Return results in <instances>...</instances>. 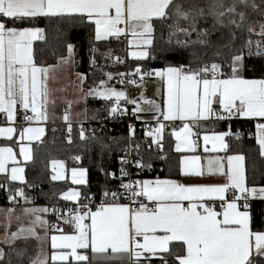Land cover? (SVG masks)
Segmentation results:
<instances>
[{
    "label": "snow or ice",
    "instance_id": "obj_1",
    "mask_svg": "<svg viewBox=\"0 0 264 264\" xmlns=\"http://www.w3.org/2000/svg\"><path fill=\"white\" fill-rule=\"evenodd\" d=\"M251 14L264 18V0H0V113H4L9 122H15L19 106L25 121L48 119L50 68L37 66L33 54V42L45 39V29L17 25H32L39 18L79 19L82 23L94 25V40L97 42L109 37L130 36L128 45L137 50L129 54L137 60L157 59L175 52L173 41L180 48L208 46L212 32L227 29L228 44L224 45L229 49L227 72L221 63L193 66L190 62L149 70L137 67L132 73L118 74L121 84L127 82L130 85H137L136 79L132 78L136 76L140 82L146 77L159 78L166 88L163 107L154 100H144L150 106L145 109L136 99H130L125 91L109 87L108 81L114 78L111 73L104 74L107 80H100L87 92L81 88V92L85 98L94 96L110 102L107 111L113 119L128 113L127 108H122L121 101L134 106L132 115L137 119L140 113L152 111L157 127L145 135L159 149L163 148L166 127L163 121H181L180 130L172 133L177 140V152L196 151L198 140L193 137L198 136V131L194 129H199L201 121L212 117L216 120H254L255 140L260 155L264 157V78L247 79L241 75L246 58L264 59V21H251ZM156 23L168 29L169 47L157 49ZM256 23H259V31ZM245 31L247 38L243 35ZM193 34L196 36L194 40L191 39ZM224 38L221 31L220 39ZM238 38L242 42L235 47ZM74 50V45L67 44L68 55L62 57L61 62L73 63ZM97 51L95 47L91 49L93 66L96 65ZM220 54L218 50L217 55ZM192 55L194 60L198 59L196 53ZM116 59L122 62L119 57ZM77 76L81 84L87 79L79 73ZM68 119L65 114L64 120ZM15 131L11 126L0 128V136L12 140ZM71 131L69 125L68 132ZM43 134L42 127L22 129L19 155L24 161L33 157L31 148L22 142L39 140ZM134 135V126L129 125V136ZM232 135L240 138L239 132L234 134L231 131L204 135V151H226L225 137ZM80 139H87L83 127ZM209 143L211 149L207 147ZM100 144L102 148L109 147L103 141ZM139 147L136 145L137 150ZM73 159L79 161L80 157ZM244 161L242 155H217L208 158L205 166L198 155L181 158L179 171L182 176L218 175L223 177L222 183L185 184L159 178L123 183V178L129 175L124 165L130 161L122 158L119 187L124 192L105 190L95 210L91 206L92 194L82 193L77 188L62 193L63 200L74 201L76 206L68 210L67 216L55 207L51 211L60 213L57 218H63L64 224L74 227L76 234H63L56 226V231L61 234L50 237V254L44 251L49 242L48 231L54 227L42 215L50 211L47 207L23 209L25 214L33 217L30 226L20 227L10 236L6 232L3 242L11 245L21 236L37 240L40 254L31 264H64L69 255L77 262L88 264L97 259H121L129 264H152L153 259L158 264H264V230L254 229L251 207V200H264V186H248ZM9 164L12 165L10 169ZM19 165L17 153L11 146L0 147V174L8 175L10 181L26 183L25 168ZM135 166L150 168L141 160H136ZM52 171L53 181L68 179L63 161H52ZM86 173V169L73 167L70 170L71 183L87 185ZM111 175L115 178L114 173ZM4 186L0 184V187ZM16 197L30 202L23 188H17L15 194L10 195V202H16ZM121 199L128 203L118 202ZM37 228L43 230V235ZM66 249H71V253ZM78 249H90L92 260L88 255L80 254ZM4 257L5 252L0 249V261Z\"/></svg>",
    "mask_w": 264,
    "mask_h": 264
},
{
    "label": "trees",
    "instance_id": "obj_2",
    "mask_svg": "<svg viewBox=\"0 0 264 264\" xmlns=\"http://www.w3.org/2000/svg\"><path fill=\"white\" fill-rule=\"evenodd\" d=\"M249 18L251 21L264 19L256 14H251ZM17 26H35L45 29V39L38 40L33 45L34 61L38 66L55 64L67 54V44L74 45L76 70L87 77L83 83L85 88H91L100 80H104L105 73L115 75L133 72L137 67L149 70L163 68L166 65H187L190 62L193 63V66L216 62L224 66L225 72L228 71L227 53L229 49L224 47L225 44H228L227 29L212 32L208 37V46L189 45L186 48H180L173 41L172 47L176 48L175 52H169L157 59L137 60L126 58V45L121 40L110 38L107 41H95L93 25L82 23L79 19L39 18L32 25ZM204 26L206 25H202V27ZM155 29L157 49L169 47L167 44L168 29L159 23L155 24ZM221 31L225 34L224 39H220ZM243 35L247 38L248 34L245 31ZM237 36H240L239 32H237ZM181 38L183 39V37ZM191 39H196L195 34ZM241 42V39L238 38L234 46L239 47ZM93 47L98 49L95 53V66L91 64V49ZM229 47H233V45H229ZM218 50L221 52L220 55H217ZM192 53H196L198 59L194 60ZM102 54H107V56ZM117 57L124 62H118ZM241 75L247 79L264 78V59L246 58ZM110 106L111 103L104 100L91 98L87 100L86 121L82 124L85 127L86 140L80 139V125H71V133L59 125L47 127L42 141L32 145V160L23 165L26 183H15L6 176L0 175V184L5 185L0 187V205L7 204L10 195H14L17 188L24 189L30 200L28 203L47 206L59 203V196L73 186L67 180L53 181L51 179L50 163L54 160H63L67 170L73 167H81L87 170V185L78 187L82 193L87 192L92 194L94 198H98L102 196L105 190L115 191L119 189L121 180L116 177L111 178V174L118 175L120 173L122 166L120 158L126 144L125 131L108 134L94 124L97 119L108 115L107 109ZM218 129L223 132L240 133L239 139L235 135L226 137L227 152L245 157L244 164L249 187L264 186V157L260 155L259 145L253 138L254 122L242 119L230 120L228 123L219 122ZM66 131L68 138L65 137ZM69 137L71 143H69ZM100 141L109 147L102 148ZM162 144V149L154 145L151 148L133 149L132 158L141 160L142 163L150 165V168H131V177L144 180L179 176V154L173 151L172 140L165 135ZM76 156L80 157L79 161L73 159ZM251 207L254 229L263 230L264 201L251 200ZM4 252L5 257L0 261V264H9V262L11 264H31L36 252V243L33 239L18 240L13 246L4 248ZM82 253L88 255L89 260H92L93 254L90 250H82ZM128 263L127 260L121 259L92 261V264ZM64 264H88V262L69 261Z\"/></svg>",
    "mask_w": 264,
    "mask_h": 264
},
{
    "label": "crops",
    "instance_id": "obj_3",
    "mask_svg": "<svg viewBox=\"0 0 264 264\" xmlns=\"http://www.w3.org/2000/svg\"><path fill=\"white\" fill-rule=\"evenodd\" d=\"M93 27H94V25H93ZM110 38H114V37H109L107 40H109ZM130 38H131L130 36L128 38L121 36L117 40H121L126 45V53H125L126 58L127 59H134L130 56L129 53L131 51L137 50V49L129 47L128 39H130ZM114 39H116V38H114ZM107 40H105V41H107ZM37 41H34L33 45ZM67 55H68V53L64 57H66ZM73 61H74L73 63L66 65V64L61 62V59H59L55 64L48 65V66H39V67L50 68V73H49L50 78L47 81L48 88L50 90L49 103L47 105V113H48V119L47 120H45V121H35L34 120L31 122H28V121H25L24 119H22V120H15V122H9L6 119V115L4 113H0V120H1L0 128H5V127L11 126V127H14L16 129L15 133L13 134L12 140H8L5 137L0 136V147L11 146L13 148V150L17 153V160L20 161L19 166L23 167L24 164L31 161V160L30 161H24L23 157L19 155V148L21 145L20 132L22 131L23 128H26V127H42V128H44V134L40 137L39 140H36V139H33L31 141L24 140L22 142L24 145L29 146L32 150L33 144L39 143L42 141L43 137L46 134L47 127L59 125V126L65 127L66 130L68 131L69 125H73V124L82 125L86 121V102H87V100L90 98L95 99V100H103L101 98L96 99V97H91V96H88L87 98L84 97V92H87V90H86L87 88H85L83 86V84H81L80 80L78 79L77 74L79 72H77V70H76L74 56H73ZM173 66H178V65H173ZM79 74H81V73H79ZM118 74L113 75L114 78L111 81H108V86L109 85H114L116 87L120 86L116 82V77L118 76ZM135 78H137L139 80L138 76H136ZM105 79H107V77H105ZM110 87H112V86H110ZM120 87L124 88L126 95L130 99H136L137 102L140 103L141 107H143L145 109H149L150 106L145 104L144 100H154V101H156L157 104H160L161 107H163V100L166 98V88H165V85L163 84V82L159 80V78H155V77L147 78L146 77L143 82H139L137 85H130L129 84L126 87H122V86H120ZM81 88H83L84 92H81ZM121 102H123V101H121ZM126 105L132 111L134 106L131 104H126ZM214 107H216V106L214 105ZM17 109H20V107L17 106ZM28 114L31 115L30 112ZM65 114H67L69 117V119L67 121L64 120ZM139 116H140L139 119L141 121H154L155 120L152 111L142 112L139 114ZM141 116H144V117L142 118ZM161 119H162V117H161ZM239 119L251 120V119H247V118H239ZM251 121L254 122L253 138H254V141L256 142L255 136H254V133L256 131V129H255L256 121H254V120H251ZM176 122L179 124V128L176 131H179L180 128L182 127V122L181 121H176ZM176 122H171V123H176ZM218 124H219V121L216 120L215 117H212L207 121H201L199 129H194V131H198V136L193 137V139L198 140V145H199L196 148L195 152H177L175 150L177 140H176V137L174 135H172L173 132L166 135L167 137H169L172 140L173 151L175 153L179 154L178 169H180V160L183 156L198 155L201 157V164L206 166L207 159L212 157V156L240 155V154L228 153L227 150L222 151V152H211V151L205 152L204 151V148H205V144L203 141L204 135L211 136L214 133L223 132V131H220L218 129ZM225 142H226V137H225ZM207 147L209 149H211L212 144L209 143L207 145ZM55 161H63V160H55ZM64 164H65V162H64ZM11 166L12 165L9 164V169L11 168ZM76 168H81V167H76ZM65 169H66V164H65ZM71 169H68V170L66 169V176L68 177V179H66V180L68 181L69 184H71L73 186L72 188L78 189L79 186L73 185L71 183V180H70V170ZM83 169H85V168H83ZM50 171H51V176L54 175V172L52 171V162L50 163ZM0 175L6 176L8 178V175H6V174H0ZM9 175H10V173H9ZM156 179L157 178L144 179V180H156ZM159 179H161V180H163V179H174V180H178L180 182H183L185 184H215V183H222L223 182V177H220L218 175L210 176V175L205 174L202 177H196V176L184 177L180 174V171H179V176H177V177L159 178ZM86 180H87V173H86ZM60 181H65V180H60ZM12 182L21 183L20 181H12ZM259 187H261V186H259ZM69 189H67L66 191H68ZM66 191H64V192H66ZM61 197H62V194L59 196V203H62V202L63 203H65V202L76 203L74 201H65ZM254 200H261V199L257 198ZM261 201H264V200H261ZM12 203L13 202H10V200L8 199L7 204L0 205V249L4 250V248L13 246L16 241L25 239L23 236H21L20 238L16 239L11 245L3 242L5 239V233L6 232L10 236L12 232L18 231V229L20 227L27 228L28 226H30L33 217L31 215H27L24 213L23 209H25V208L47 207L50 210L47 214H42L44 219H46L49 222V224L54 226L52 229H50L48 231L49 242L44 247V251L46 253L50 254L52 251V249L50 247V237L52 235H60L61 234L60 232L56 231V226H58L60 229H62L63 234H66V235L76 234L74 227H71V226L63 223V218L55 219L50 215L51 214V208H50L51 205L47 206V205L31 204V203L25 202V200L21 197H16V202H14L15 204H12ZM9 209H13L14 211L9 213V211H8ZM263 225H264V219H263ZM37 231L40 232L41 235H43L42 229L37 228ZM28 239H33L36 243V252H35V255L33 256V259H35L40 254V244L34 238H28ZM82 250L83 249H78L77 251L80 254H83ZM88 250H90V249H88ZM65 251H67L68 253H71V249H66ZM153 260L155 262H157L156 264H158L157 260H155V259H153ZM69 261L76 262V260L73 257H71V255H69V260L66 262H69ZM66 262H64V263H66Z\"/></svg>",
    "mask_w": 264,
    "mask_h": 264
},
{
    "label": "built area",
    "instance_id": "obj_4",
    "mask_svg": "<svg viewBox=\"0 0 264 264\" xmlns=\"http://www.w3.org/2000/svg\"><path fill=\"white\" fill-rule=\"evenodd\" d=\"M122 62H124V60H120ZM123 73H132V72H123ZM134 79H136L137 84L140 82V80H138L135 77H132ZM120 80V76L118 75L116 77V82L122 86V87H126L129 84L127 82H125L124 84H121L119 82ZM121 106L122 108H127L128 109V113L124 116H117L115 119L111 118L109 116V114L103 118H99L95 121V125L100 129L103 130L105 132H107L108 134H115V133H119V132H123V130L125 131L126 134V144L123 148L122 154H121V158H120V163H121V159H127L128 161H130V163L124 165L127 168V171L129 173V175L127 177L123 178V183H129L130 181H136L138 179L131 177V173H130V169L131 168H135V161L136 159L132 158V152L133 149L136 148V145H139L140 147H145L148 148L149 145H154L151 142V138L147 137L145 135V133L151 129H154L157 127V123L156 120L154 121H141L140 119H137L136 116L132 115V111L128 108V106L124 103L121 102ZM24 119V114L23 111L21 109H17V114H16V120H22ZM237 120V118H233L231 120ZM162 120V119H161ZM219 122H226L228 123L230 120H218ZM1 123V120H0ZM163 123H165L166 127L164 129L163 132V136L172 133L173 131H176L179 128V124L176 123H171L168 121H163ZM129 125L134 126L135 129V135L134 136H129ZM81 127H83V129L85 128L83 125L79 126V129H81ZM65 137L68 138V132H65ZM156 146V145H154ZM115 177L118 178V180H121V173H118V175L115 174ZM111 178H114L111 175ZM121 184V182H120ZM115 191H119V192H124L123 189H121L119 187V189L115 190ZM125 195H127V193H125ZM103 199V195L98 197V198H94L93 197V202H92V208L93 210H95V207L97 205H99L101 203ZM109 202H112L111 200H109ZM118 202L120 203H128V201L126 199H121ZM12 204H15L14 202ZM76 206V203H71V202H65V203H54L50 206V208H58L63 210V215L67 216L68 215V210L72 209ZM53 218L58 219L57 217L60 216V213H56L53 214L51 211L50 214ZM85 223H90L89 221H85ZM157 262H155L154 260L152 261V264H156Z\"/></svg>",
    "mask_w": 264,
    "mask_h": 264
},
{
    "label": "rangeland",
    "instance_id": "obj_5",
    "mask_svg": "<svg viewBox=\"0 0 264 264\" xmlns=\"http://www.w3.org/2000/svg\"><path fill=\"white\" fill-rule=\"evenodd\" d=\"M261 21H264V19H263V20H257V21L255 20V21H253V22H261ZM255 26H256V30L259 31V23H256ZM138 78H139V77H138ZM105 80H107V79H105ZM110 86L114 87V88L117 89V90H123V91H124V88H121L120 86H119V87H116V86H114V85H109V87H110ZM88 89H89V88H87L86 90L88 91ZM91 97H94V96H91ZM96 99H97V97H96ZM141 117L143 118L144 116H141Z\"/></svg>",
    "mask_w": 264,
    "mask_h": 264
}]
</instances>
